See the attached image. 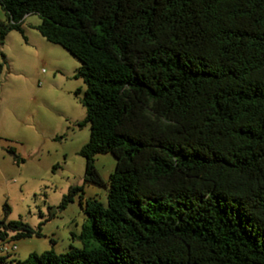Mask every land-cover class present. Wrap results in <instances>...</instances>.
Masks as SVG:
<instances>
[{"label":"trees","instance_id":"1","mask_svg":"<svg viewBox=\"0 0 264 264\" xmlns=\"http://www.w3.org/2000/svg\"><path fill=\"white\" fill-rule=\"evenodd\" d=\"M0 6V45L38 14L42 36L80 60L84 182L108 188L107 204L85 202L81 247L13 264H264V0ZM103 153L116 158L108 183ZM83 191L72 186L61 207ZM3 223L0 238L42 236Z\"/></svg>","mask_w":264,"mask_h":264},{"label":"rangeland","instance_id":"2","mask_svg":"<svg viewBox=\"0 0 264 264\" xmlns=\"http://www.w3.org/2000/svg\"><path fill=\"white\" fill-rule=\"evenodd\" d=\"M0 18L7 21L1 6ZM40 23L38 14L26 16L24 31L10 32L0 45V223L21 220L40 228L42 236L17 239L8 230L4 241L17 249L0 264H13L34 252L62 253L71 246L81 247L73 235L88 220L85 202L108 201L106 185L84 182L86 161L80 152L89 141L90 125L78 126L86 117L81 102L86 84L76 77L81 62L46 40L35 28ZM95 164L108 183L115 156L98 154ZM76 185H83L84 191L61 207L63 197Z\"/></svg>","mask_w":264,"mask_h":264},{"label":"built area","instance_id":"3","mask_svg":"<svg viewBox=\"0 0 264 264\" xmlns=\"http://www.w3.org/2000/svg\"><path fill=\"white\" fill-rule=\"evenodd\" d=\"M43 72H46V70L43 69ZM4 239L0 238V253L2 254L1 257L9 255L17 249V246L15 244H7L5 243Z\"/></svg>","mask_w":264,"mask_h":264},{"label":"crops","instance_id":"4","mask_svg":"<svg viewBox=\"0 0 264 264\" xmlns=\"http://www.w3.org/2000/svg\"><path fill=\"white\" fill-rule=\"evenodd\" d=\"M0 19H1V18H0ZM82 227H83V225H82ZM82 227L80 228V231H79V233H78V234H75V233H74V235H73V236H75V237H77V238H78V235L81 233ZM0 260H1V257H0ZM0 262H2V261H0Z\"/></svg>","mask_w":264,"mask_h":264},{"label":"water","instance_id":"5","mask_svg":"<svg viewBox=\"0 0 264 264\" xmlns=\"http://www.w3.org/2000/svg\"><path fill=\"white\" fill-rule=\"evenodd\" d=\"M3 224H4L3 222H2V223H0V226H3Z\"/></svg>","mask_w":264,"mask_h":264}]
</instances>
